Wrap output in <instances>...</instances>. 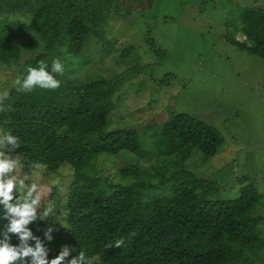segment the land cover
Listing matches in <instances>:
<instances>
[{"label":"trees","instance_id":"obj_1","mask_svg":"<svg viewBox=\"0 0 264 264\" xmlns=\"http://www.w3.org/2000/svg\"><path fill=\"white\" fill-rule=\"evenodd\" d=\"M130 1L141 0H0V65L18 68L21 81L40 61L51 71L59 58L65 68L90 35L104 37L110 17L127 19ZM239 20L250 44L242 46L264 60V9L244 8ZM54 75L59 89L25 93L14 83L0 103V134L16 136L21 145L10 155L50 173L65 163L73 170L66 224L49 219L28 225L49 261L70 246L74 252L65 264L80 251L93 264H264L262 217L253 214L260 203L256 187L245 185L239 196L223 198L215 183L185 167L194 151L217 155L223 138L214 127L190 114H172L154 126L146 147L135 129L108 130L119 78L79 83ZM122 153L137 160L120 169L124 182L115 183L102 176L97 161ZM56 191L47 193L49 201ZM3 215L0 206V233L8 223ZM48 225L51 243L44 237ZM117 239L125 246L109 249ZM11 243L19 244L15 235Z\"/></svg>","mask_w":264,"mask_h":264},{"label":"rangeland","instance_id":"obj_2","mask_svg":"<svg viewBox=\"0 0 264 264\" xmlns=\"http://www.w3.org/2000/svg\"><path fill=\"white\" fill-rule=\"evenodd\" d=\"M128 6L127 19L110 17L101 40L90 35L82 54L67 58L64 80L119 78L108 130L135 129L146 147L154 126L172 114H190L214 127L223 138L217 155L194 151L185 167L215 183L223 198H235L253 184L260 194L253 214L262 217L264 235V60L242 46L250 44L238 29L240 12L264 9V0H141ZM21 75L18 68L0 65V103ZM136 160L122 153L97 162L103 177L119 183L120 169ZM72 173L67 163L50 173L20 161L13 175L37 184L40 210L51 203L52 221L65 225ZM53 188L51 202L47 193Z\"/></svg>","mask_w":264,"mask_h":264},{"label":"clouds","instance_id":"obj_3","mask_svg":"<svg viewBox=\"0 0 264 264\" xmlns=\"http://www.w3.org/2000/svg\"><path fill=\"white\" fill-rule=\"evenodd\" d=\"M49 65L40 61L38 67H29L27 75L21 81L17 79V90L30 93L35 88L44 90H57L61 82L54 74L63 75L64 66L59 58H54ZM21 147L19 139L11 134H0V206L3 208V219L8 221L0 233V264H65L66 258L74 252L70 246H62L59 255L49 261L48 249L38 236H35L28 225L39 220L47 223L54 215L51 203L41 208V196L38 194L39 186L35 183L26 184L24 179H17L13 173L19 166V156L13 157L10 153L16 152ZM7 153V154H6ZM53 220V219H52ZM55 223V222H54ZM53 226L48 225L44 231L47 242L53 240ZM12 235L18 240V245L11 243ZM34 241V246L30 244ZM121 248L125 246L124 239H117L114 245L107 247ZM30 258V261L29 259ZM67 264H93V259L86 257L80 251Z\"/></svg>","mask_w":264,"mask_h":264}]
</instances>
